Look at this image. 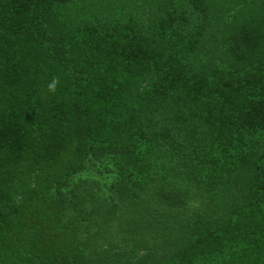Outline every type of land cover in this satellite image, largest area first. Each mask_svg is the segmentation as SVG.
Returning a JSON list of instances; mask_svg holds the SVG:
<instances>
[{"label": "trees", "instance_id": "obj_1", "mask_svg": "<svg viewBox=\"0 0 264 264\" xmlns=\"http://www.w3.org/2000/svg\"><path fill=\"white\" fill-rule=\"evenodd\" d=\"M0 264H264V0H0Z\"/></svg>", "mask_w": 264, "mask_h": 264}, {"label": "clouds", "instance_id": "obj_2", "mask_svg": "<svg viewBox=\"0 0 264 264\" xmlns=\"http://www.w3.org/2000/svg\"><path fill=\"white\" fill-rule=\"evenodd\" d=\"M56 82L57 81L54 80L53 83L49 85V90L50 91H53L54 90Z\"/></svg>", "mask_w": 264, "mask_h": 264}]
</instances>
